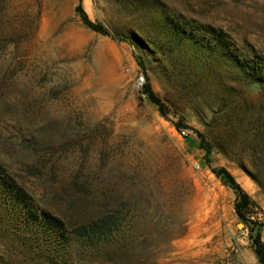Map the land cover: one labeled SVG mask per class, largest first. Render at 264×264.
Returning a JSON list of instances; mask_svg holds the SVG:
<instances>
[{
    "label": "rangeland",
    "instance_id": "374dc122",
    "mask_svg": "<svg viewBox=\"0 0 264 264\" xmlns=\"http://www.w3.org/2000/svg\"><path fill=\"white\" fill-rule=\"evenodd\" d=\"M77 5L0 0V264H259L211 170L255 204L246 215L264 244V0L82 1L134 45L85 28ZM114 215L116 251L77 243L79 226Z\"/></svg>",
    "mask_w": 264,
    "mask_h": 264
},
{
    "label": "trees",
    "instance_id": "16d2710c",
    "mask_svg": "<svg viewBox=\"0 0 264 264\" xmlns=\"http://www.w3.org/2000/svg\"><path fill=\"white\" fill-rule=\"evenodd\" d=\"M82 1L83 0H78V5L75 9V13L80 18L85 28L100 36L127 42L131 45H134L131 38L119 36L117 34H111L102 26L92 23L83 10ZM212 33L219 43L225 45L224 34L215 31ZM138 65L142 70H144V65L140 61H138ZM142 93L144 98L150 104L156 107L160 116L166 119L167 110L165 106L151 92L148 84H145L143 86ZM174 127L179 132L183 130V128H181V124H175ZM195 136L198 140L199 150L204 153L203 162L208 166L210 164L212 147L208 143L204 135L195 132ZM211 172L218 180L221 181L224 186L228 187L236 195V201L234 205L235 214L239 221H241L246 228H248V226H251V228H249V237L252 242L254 255L259 264H264V244H262L259 234L257 232L254 233V230H256L259 225L249 220L250 216L246 215L247 211L256 207L255 204L250 200V198L245 194L241 187L236 183L234 178L225 169H212ZM3 183L0 182V187H3L5 184L7 185L8 182L3 180ZM8 186L11 189L16 190V193L18 195L17 197L20 200L25 198L23 192L16 188V185L13 182L9 183ZM28 215L30 219L34 220V222L39 221L47 231H64L65 226L63 225V223L47 213H41L39 215L36 212L32 213L31 211H29ZM73 235L76 237L77 243L79 242L82 247L89 249L90 251L103 253L105 255L103 257H107L110 253L116 251L120 243L124 240V237L121 236L120 220L117 215L102 216L94 221L81 225L74 231ZM61 236L63 237V235ZM47 237H49V235H47Z\"/></svg>",
    "mask_w": 264,
    "mask_h": 264
},
{
    "label": "built area",
    "instance_id": "2783aa9c",
    "mask_svg": "<svg viewBox=\"0 0 264 264\" xmlns=\"http://www.w3.org/2000/svg\"><path fill=\"white\" fill-rule=\"evenodd\" d=\"M135 83H136V86L138 87V88H142V86L144 85V79L141 77V76H139L138 78H136V81H135ZM180 134L182 135V136H187V131H185V130H181L180 131Z\"/></svg>",
    "mask_w": 264,
    "mask_h": 264
}]
</instances>
